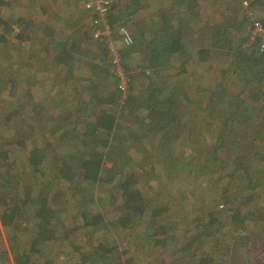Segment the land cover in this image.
<instances>
[{"label":"trees","instance_id":"obj_1","mask_svg":"<svg viewBox=\"0 0 264 264\" xmlns=\"http://www.w3.org/2000/svg\"><path fill=\"white\" fill-rule=\"evenodd\" d=\"M152 2L116 0L108 12L109 26H128L133 37L120 49L129 77L122 95L108 47L93 36V15L64 21L57 41V22L43 20V3L35 21L17 18L0 0V69L15 74L8 100H0V131L14 137L0 135V264H56L55 228L75 225L60 223L61 207L80 220L76 231H86L77 264H132L120 242L136 253L173 255L160 264H220L219 251H236L237 236L224 237L230 226L247 230L264 220L261 212L254 220L240 212L243 194L264 183V116L257 118L264 111V36L250 43L255 22L264 30V0ZM16 42L42 52L23 64ZM206 71L219 78L199 113L184 118L186 92L174 87L175 78L187 84ZM27 87L22 101L17 90ZM30 87H41L44 97L35 102ZM257 121L260 127H251ZM225 210L227 220L219 216ZM104 229L126 238L107 231L106 244L100 236L92 245L90 231Z\"/></svg>","mask_w":264,"mask_h":264},{"label":"rangeland","instance_id":"obj_2","mask_svg":"<svg viewBox=\"0 0 264 264\" xmlns=\"http://www.w3.org/2000/svg\"><path fill=\"white\" fill-rule=\"evenodd\" d=\"M51 1H54V2H51ZM110 1H111L112 6L116 2V0H110ZM6 3H8L10 6V12H15L13 14L14 16L22 17L23 15H26L29 17H33V20L35 21L37 20L40 21V18H43L42 16L40 17L39 15L40 12H38L40 10L41 4L43 3L44 7L42 6L41 7L48 11V13L45 14V17L43 18L45 22L51 26H52L51 23L57 22L56 23L57 32L59 33V34L57 32L55 33V39L57 41L62 40L63 38L62 33L64 32L63 30H66L64 26V21L76 18L75 20L79 19L78 21H81L82 23L84 19H82L81 17H84V16L87 17V15H85L84 13L85 10L83 9V0H6ZM152 3H153L152 0H147V7L150 8ZM250 13H248V15H250ZM257 13L258 12L256 11L253 12V16L257 17L256 16ZM229 14L230 12L228 13V15ZM225 15L226 14L223 15L222 13H218L217 18L220 19L221 16H225ZM240 15L241 14H239L238 16L240 17ZM87 25H89L88 20H87ZM39 27L41 28V26ZM122 27L127 29L128 26L127 27L122 26ZM115 28H119L118 25H115ZM34 30H36V28H34ZM101 41H104L106 43L108 50L110 52V55H109L110 56V66H109L110 72H113L114 69L118 73L120 72V70L124 71L125 68L122 66L121 59H120V51H121L120 49L122 45L120 43V38L118 36L117 31H114L111 33V35L109 36V40L107 41L101 40ZM15 46L16 47L14 51L18 54L16 55L18 62H22L23 64H27L28 59L32 60L31 58H34L38 53L41 54L42 52L41 47H38L37 45L32 44L31 42H23V43L16 42ZM115 55H117V59L119 60V64H120L119 67H114L113 65V59ZM40 65H41L40 63L35 64L36 70H33V71H38ZM213 69L218 72L220 68L213 67ZM208 70L210 71V69ZM6 72H9L10 74ZM24 72H27V71L25 70ZM210 74L211 73L206 71L205 77H198L199 79H196L197 77L193 76L192 78H188L189 83L187 84H184V79L182 77L175 78V81L173 84L174 87L175 88L182 87L183 91L186 92L185 98L187 100L184 99L186 101L182 102V106L184 107V113L182 114L184 118L191 116V114L199 113V108L200 109L203 108L204 101L206 100L205 98L209 93L208 91L210 90V88H212L216 80L219 78L218 76L210 77ZM13 76H15V74H11V71L9 70L3 71L2 73L0 72V83L3 82L5 84V85L0 84L1 90L3 89L2 96L0 97V100H2V103L8 100L9 92L6 89L9 84L7 80L11 79ZM79 77H82V76H79ZM225 77H229L228 73H226ZM185 85H189L190 88L184 89ZM22 89H25V90H22ZM22 89L17 90V93L19 94V98L22 101H25L26 92L28 91L29 88L27 87V88H22ZM30 89H31L30 91L31 98L34 97L35 102L40 101L41 98L44 97V91H42L41 87L39 88L30 87ZM49 106L51 107L52 105L51 104L48 105V110H49ZM263 116H264V111L258 114L257 118H262ZM260 124L261 122L257 121V122H254V125H252L251 127L255 128L257 125H259L260 127ZM0 135L1 136L4 135L3 137L4 139H10L11 141L14 138L12 131L6 132L2 130L0 131ZM133 156H134V159L138 158L137 154H133ZM259 177L261 178V176ZM20 182H21L20 186H24V183H23L24 181H20ZM258 185H259L258 187H254L253 189L251 187V190L247 191L248 193L243 194V200H244L243 207L242 206L240 207L241 208L240 212L243 215L252 214V220H254V218H257V216L255 217V215L258 214L259 212H261L264 216V183L262 182L261 184H258ZM251 191L254 193V194L251 193L253 195L252 202L248 203L247 205L245 204L246 198L251 195L249 194ZM104 192L105 190L103 188H95V194L97 195H103ZM11 195L13 196L16 195V192L12 191ZM61 210L62 211L60 214L64 216H63V221H61L60 223L62 224L73 223L75 225L74 226L72 225L73 227L63 225V228L61 226H57L55 228V232L57 233V236H58V241H55L52 244V247H53L54 254L57 258L56 264H64V261L67 262V264H77V259H76L77 257L75 255V250L76 248H79L80 246L82 247L84 242L87 241L84 238L86 231L84 230L76 231V229L78 228V226H80L81 223L79 224V221H80L79 219L76 220L74 218L73 209H70L67 207H61ZM105 211L109 212L110 208L105 209ZM110 213L111 212H109V215ZM219 216L222 219L227 218L228 216L227 211L226 210L223 211L222 213L219 214ZM259 225L260 226L250 225L248 226L249 229L241 230V231L233 230L234 227L230 226V229H228L224 237L225 239H229V238L232 239V237L237 236L238 243L235 246L236 248L235 247L231 248V250L235 249L236 251L231 256H229L230 249H228L227 253L225 249H222L221 251H219L220 257L217 258V259H220L222 257V259L218 261L223 262V264H264V242L262 241L263 235H261L260 233L261 231L259 232V230L262 229L261 226H264V220L261 221ZM107 231L109 232L114 231L113 233H114V237L116 241L120 242L123 240V238H126L125 236L122 237L118 235L117 231L113 229H109V230L104 229L102 231L100 230L90 231L89 238H90V241L92 242V245L96 244L97 242L96 239L99 238L100 236L106 237V240L104 242H101L103 244H106L107 238H108ZM241 234L246 235L243 238L248 237L246 242H242ZM230 241L231 240H229V242ZM120 243H121V250L131 251L132 253L131 258L135 259V261H133L132 264H160L161 261L167 262L170 258H173V255L170 253L162 254L161 251L157 252L155 250L153 251L149 249H145L146 251L145 253H142L141 251L136 253L137 249L135 245L133 246L132 244L125 243V242H120ZM242 245H245V246H242ZM1 246H2V243L0 242V249H1ZM5 249L8 251L10 250V245L7 243L6 240H5ZM84 249H87V247H84ZM221 255H224V256H221Z\"/></svg>","mask_w":264,"mask_h":264},{"label":"built area","instance_id":"obj_3","mask_svg":"<svg viewBox=\"0 0 264 264\" xmlns=\"http://www.w3.org/2000/svg\"><path fill=\"white\" fill-rule=\"evenodd\" d=\"M243 6L245 8H248L247 3L243 2ZM111 8V2L108 0H83V9L89 13L90 15L94 16L93 24L97 25L98 28L94 32L93 36L95 39L101 41V40H109V36L111 35L112 32L117 31L118 36L120 38V43L121 45L124 46H130L132 44V37L129 31L124 28H115V27H110L108 24L107 17L108 12L110 11ZM247 13H250V11L247 9ZM254 30L252 31L251 38H250V43H253L256 38L263 37L264 36V30L261 26L260 23L255 22L253 24ZM264 38V37H263ZM249 43V44H250ZM261 48H264V44H261ZM113 65L114 67H119V60L117 59V55L114 56L113 59ZM113 73L117 78H119V88L121 92L124 95L127 92V87H128V80L129 77L126 76L125 71H121L118 73L113 70Z\"/></svg>","mask_w":264,"mask_h":264},{"label":"crops","instance_id":"obj_4","mask_svg":"<svg viewBox=\"0 0 264 264\" xmlns=\"http://www.w3.org/2000/svg\"><path fill=\"white\" fill-rule=\"evenodd\" d=\"M9 9H10V6L8 7ZM9 12H10V10H9ZM10 13H12V14H14L15 12H10ZM17 17V16H16ZM45 17V16H44ZM18 18V17H17ZM44 20V19H43ZM45 21V20H44ZM32 30H34V28H32ZM11 63V62H10ZM10 69V68H9ZM8 69V70H9ZM3 71H6L5 69H0V72L2 73Z\"/></svg>","mask_w":264,"mask_h":264}]
</instances>
